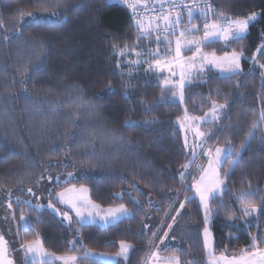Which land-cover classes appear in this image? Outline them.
<instances>
[{
    "label": "trees",
    "instance_id": "16d2710c",
    "mask_svg": "<svg viewBox=\"0 0 264 264\" xmlns=\"http://www.w3.org/2000/svg\"><path fill=\"white\" fill-rule=\"evenodd\" d=\"M213 1L216 20L221 14L242 18L251 12L261 14L260 19L241 41L210 43L204 48L219 56L243 50L242 74L221 78L209 72L204 82L185 89L182 105L149 76L128 73L120 49L127 45L129 52L148 51L165 42L150 37L137 42L131 14L115 0H0V199L7 200L11 193L17 221L28 225L19 227L20 242L39 238L49 252L81 258L84 251L117 256L120 241H127L133 250L126 263L118 264H141L162 224L164 228L170 224L166 216L172 210L171 217L177 211L180 215L171 226L169 253L180 249L181 264H208L198 201L184 202L182 210L178 207L185 201L178 173L188 152L177 124L185 109L198 117L212 101L231 103L225 126L217 133L218 143L228 147L227 140L239 151L264 110V69L254 67L239 89L253 66L251 57L264 44V0ZM37 3L44 7H36ZM258 62L264 64V55ZM147 108L153 110L147 112ZM129 120L135 123L126 125ZM262 137L264 126L256 131L234 170L235 153L227 156L222 167V173L232 171L223 196L229 210L220 209L219 201L211 205L217 256H237L252 245L253 238L264 239V214L242 215L237 202L239 192H251V205L264 209ZM69 172L77 177L72 183L88 188L91 200L103 209L123 203L132 215L105 228L81 226L75 218L69 226L48 208L17 203L39 204L27 189L47 196L51 185L47 180L36 181L46 174L55 177ZM65 186L72 184L61 182L55 192ZM188 193L190 198L192 192ZM57 207L63 209L60 204ZM73 241L79 243L75 251H69ZM78 264L103 263L80 259Z\"/></svg>",
    "mask_w": 264,
    "mask_h": 264
},
{
    "label": "snow or ice",
    "instance_id": "6c2138e0",
    "mask_svg": "<svg viewBox=\"0 0 264 264\" xmlns=\"http://www.w3.org/2000/svg\"><path fill=\"white\" fill-rule=\"evenodd\" d=\"M124 3L128 8L132 10V19L136 26V30L139 35L136 37L137 42L148 39L155 32V40L157 43L160 41L161 37V24H163V35L165 43L169 45L166 49V55L163 57L157 51L156 53L149 54L151 59L148 61V68L163 72L165 68L168 69L169 74L176 76L177 72L175 69H180L178 80L174 81V87L169 88L172 92L173 97H178L180 102L184 100L185 87L191 85L194 80H198L200 76L204 73L206 68L215 67L219 69L220 72L232 73L233 76H238L242 74L241 70V59L245 57L243 50L236 51H225L223 56H218L215 52H204L203 49L209 46L212 41L216 38H222L225 42L235 41L239 42L245 38L246 34L249 32V28L255 22L260 19L261 14L256 12H251L250 14L242 18H226L222 14L219 19L213 22L203 23V34L202 36L196 35L198 32V26L193 23V9H200L201 5L198 0H191L190 3H184V0H156V7L154 4L148 3V0H124ZM57 4H50L49 7H57ZM36 7H44V5L37 3ZM173 8L183 9L187 12L188 23L192 25L191 28H184L178 33L175 31L184 20L178 11L175 17L172 16L171 11ZM148 11H145V10ZM203 9L211 11V5L206 2L203 5ZM149 13H152L149 15ZM143 14V15H142ZM22 16L23 13H20ZM53 15H58L53 13ZM31 19H35L32 13H28ZM147 17V19H144ZM17 24L20 21L16 22ZM0 26H2V21H0ZM16 25L14 24L13 27ZM175 36V47L172 49V41L169 37ZM3 39H10L8 36H4ZM128 50V46L125 45L124 48L119 50V54L123 55L124 52ZM264 44H261L257 49V53L264 55ZM43 52V46L37 51V59ZM137 55L139 52L137 51ZM171 57V59H169ZM251 59L255 60L256 57L253 56ZM132 63L140 64V61H134ZM260 68L264 69V64H260ZM164 83L167 85L168 80ZM109 92L113 91L111 85H108ZM125 99H128L127 95ZM227 107V104H218L216 101L211 102L209 111L203 116L198 117H188L187 109H185V118L192 119L196 122L211 124L220 119V115L223 109ZM153 109L147 108L145 111L150 112ZM134 121H126V125L131 126ZM146 123H151L146 121ZM264 126V110L259 114L258 119L252 124V130L247 134V139L244 143L239 145V151L235 145L228 143V147H209V142L215 138L213 133L200 131L199 128L195 131L196 142L189 145L188 138L185 136L184 147L189 149V153L185 156V162L181 164V171L178 173L179 181L183 186L184 192L194 191V197L188 198L184 196L183 199L187 203H193L198 201V206L202 209L204 214V229H203V239L204 248L207 250L209 257V264H264V248L260 247L264 245V239L257 240L253 238L252 245L249 249L242 250L237 256H225L223 254L219 255V259L216 257L215 251V241L211 236L210 230L207 227L210 217L213 213L211 205L219 201V208L223 210H229L226 203L223 200V196L227 193L226 181L231 179V171L234 170L236 166L239 165L241 158V153L244 152L250 143L251 139L255 138L256 131ZM183 127V125H182ZM264 138V137H262ZM196 148L202 150V155L206 156L207 162L206 167L203 163H198ZM235 153V158L233 161V169L228 172H221V166L226 163L225 157L229 154ZM192 168V171L189 169ZM199 171V179H196L193 174ZM77 177L69 172L66 174V179L64 181L65 185L72 184L71 187L65 186L63 191L55 192L56 187H60V176L53 177L51 174H46L41 176L36 183L47 180L50 188L47 189V205L48 209L61 219V221H67L69 226H71L73 221V216L69 213L75 214L76 223L78 225H84L89 220L92 222L96 221L99 217L105 224L119 220L122 216H131L132 213L125 206V204L120 203L115 207H108L106 210L102 206L94 201H92L87 193L89 191L86 187L77 188L72 182L76 180ZM53 181L55 183L53 184ZM186 185V186H185ZM2 187V185H0ZM135 187V185H133ZM137 191H140L138 188ZM28 194L36 196L39 198V194L33 192L32 188L27 189ZM143 194V193H142ZM11 193H9V196ZM123 194H120L122 197ZM254 195L251 192L241 191L237 195V202L241 205V213L245 216H252L255 213L264 214V209L256 208L251 205V201L248 199L250 196ZM55 197V199H53ZM178 197L174 199H178ZM136 198L133 197V200ZM138 202V201H137ZM17 203L27 204L34 209H40L45 207L41 204H33L31 200L17 201ZM57 204L64 205V209L57 207ZM179 209L185 207L184 203L179 204ZM8 208H12V203L8 204ZM180 215V212H176V216ZM219 215V212L216 213ZM21 220L24 219L23 214L20 217ZM172 223L174 224L175 216L171 217ZM25 227L28 225L25 223ZM147 227V225H145ZM171 229V225H168ZM18 234V233H17ZM155 235V234H153ZM163 239L160 243L163 244L164 240L168 239V233H162ZM79 241H73V247L69 251H75V245ZM19 249L23 252L25 258L30 256V264H52V261H60L62 264H77L78 257L75 255H56L55 253L49 252L45 249L43 241L39 238L25 241L22 240L19 244ZM119 252L116 254L125 262L129 259V252L133 250V245L127 241H120ZM10 249L9 241L5 239V235L0 233V264H15V260L12 257V251ZM180 249L172 252L170 256L164 257L162 264H181V257L177 255ZM95 255L94 253L84 251L83 257L79 258L81 260H86L89 256ZM148 260L152 264H161V257L159 250H151L150 246V256Z\"/></svg>",
    "mask_w": 264,
    "mask_h": 264
},
{
    "label": "rangeland",
    "instance_id": "374dc122",
    "mask_svg": "<svg viewBox=\"0 0 264 264\" xmlns=\"http://www.w3.org/2000/svg\"><path fill=\"white\" fill-rule=\"evenodd\" d=\"M153 4H156V3H153ZM174 42H175V40H172L171 47H172L173 50H174V47H175V43ZM230 42H233V41H230ZM230 42H225L222 38H216L211 43H220V44L228 45ZM168 47H169V45L167 43H165V44H157L153 48L148 49V51H145L144 49L143 50L134 49L131 52H129L128 50H126L122 56L127 59L126 67H127L128 71H129L128 73L132 75V73L135 72V74H137V75L140 74V75H143V76L144 75L145 76H149V78L154 79V81H157L162 86L163 90H167V89H169L171 87H174L173 82L178 80L180 69H178V68L175 69V71L177 72V75L176 76H172V75L169 74V71H168L167 68H165V70L163 72H160V71L156 70L155 68H153V69H149L148 68V61L151 59L149 54L156 53L158 51L160 53V55L163 57L164 55H166V49H168ZM137 51L139 52V55H137ZM203 51L206 52V53L208 52L205 49H203ZM260 56H261V54L257 53L256 59L253 60V62H252L253 66H252L251 70L249 72H247L246 75L244 76L245 79H244L243 83L241 84V86L239 88L240 91H242L243 86L245 85L248 77L251 75V72H252L253 68L257 67V66H260L261 62H258ZM169 59H171V57H169ZM245 59H246V56L241 59V70H242V72H243L242 63H243V61H245ZM137 60L140 61L139 65H137L136 63H132V62L137 61ZM212 71L217 73L221 78H223V77H225V78L234 77L232 73L220 72L219 69H217L215 67H208V68H206L204 73L200 76V78L198 80H194L191 83V85L204 82L206 80L209 72H212ZM165 80L169 81V83L167 85L164 83ZM189 86L190 85L186 84L185 89L187 87H189ZM173 99L176 102L181 103L182 105H185L184 100H183V102H180L178 97H174ZM184 99H185V96H184ZM230 108H231V103L227 104V107L225 109H223V112L220 115V119L218 121H215V122L211 123V124H205V123L196 122V121H194L192 119H186L185 115H184L180 119V121L178 122L177 125H179V128L182 130L184 139H185V136H187L189 145H192L194 142H196L195 131H196L197 128H199L200 131L209 132V133H213L214 134L215 138L209 142V145H208L209 147H213V148L218 147V146L222 147L218 143L220 139H219V135H217V133L219 131L221 132V130L224 128L225 121L228 118L229 113H230ZM208 111L209 110H206L204 112V114L207 113ZM187 116L188 117H195V116L190 115L188 113H187ZM182 125H183V127H182ZM187 152L189 153V149H187ZM196 153H197L198 163H203L204 166L206 167V162H207L208 158L206 156L202 155V150L200 148H196ZM225 159H227V156L225 157ZM223 165L221 166V172H222ZM189 171H192V168H190ZM193 174L195 175L196 179H199V171L198 170L196 172H194ZM65 175L66 174L58 175V176L61 177L60 183L61 182L64 183V181L66 179ZM188 192H190V191H188ZM188 192H184L185 193L184 196H187L189 194ZM191 192H192V195H191L190 199L194 197V191H191ZM87 196L89 197V191L87 193ZM53 199H55V198H53ZM12 201L13 200L10 198V196L7 197V200H5L4 198L0 199V233H3L5 235V239H7L9 241L10 249H14L12 251V257L15 260V264H28V263L30 264V256L28 258H25L24 255H23V252L19 249L20 237L17 234L18 230H19V227L23 226V228H26L25 227V223L26 222L23 221V223H22L23 225H21L17 221L15 207L12 206L11 209L8 208V204L10 202L12 203ZM45 201L48 202L47 196L40 195L39 198H38V203L43 205V203ZM184 202L185 201H183L182 203H184ZM46 205H45V207L40 208L38 210L47 209ZM60 206H62L63 209L65 207L62 204H60ZM104 209L106 210V208H104ZM49 210H51V209H49ZM69 214L72 215L73 218L76 219L74 213L70 212ZM171 215H172V210L166 216L168 221H170ZM128 217H130V216H122V217H120L119 220H116L114 222H110V223H107V224H105L102 220H100L99 217H97L95 222H92V221L89 220L83 226L98 225V226H100L102 228H105L106 226L115 225L117 222L125 220ZM176 217L177 216H175V219H176ZM167 220H166V222H167ZM212 220H213V215H211L210 221H209L207 227L209 228L211 236L213 237V231H212V226H211L212 225ZM73 222L74 221H72V224H73ZM65 223L67 225H69L67 221H65ZM172 224L173 223H172V219H171L170 224H168V225L172 226ZM168 225L164 228V224H162V226L160 227L159 231L155 235L152 244L150 245L151 246V250H159L160 257H161V264H162V260H163L164 257H167V256L171 255L169 253L170 251H168L169 246L171 244V241L169 239H166V240H164L163 244L160 243V240L163 239L162 233L167 232L168 233V237H169V234H170L172 229H169ZM214 241H215V239H214ZM129 255H130V252H129ZM149 256H150V247H149L147 255L145 256V258L141 262V264H152V262L148 260ZM216 257H217V259H219V256L216 255ZM206 258L208 260L207 263L209 264V257H208L207 250H206ZM87 259H90V260H93V261L97 260V261H99V262H101L103 264H118L119 261L125 262L124 260H122L118 256L102 255V254H98V253H95V255L89 256ZM79 260L80 259L78 258V261ZM78 261H77V264H78ZM52 264H62V262L53 260ZM221 264H223V262H221Z\"/></svg>",
    "mask_w": 264,
    "mask_h": 264
},
{
    "label": "built area",
    "instance_id": "2783aa9c",
    "mask_svg": "<svg viewBox=\"0 0 264 264\" xmlns=\"http://www.w3.org/2000/svg\"><path fill=\"white\" fill-rule=\"evenodd\" d=\"M115 2L119 3L122 7H124L128 11V13L131 14V16H132V10L127 7V5L124 3V0H115ZM177 2H179V0H177ZM190 2H191V0H184V3H190ZM205 2L207 4L211 5V11L203 9V5H204ZM198 3L201 5V8L200 9H196V8L193 9V23H195L198 26V29H199L198 32L196 33V35L202 36V34H203V23L206 22V21L211 23L214 20H216V19H214V16H215L217 10L215 8L213 0H198ZM154 5H156V7L159 6L158 4H154ZM145 11H148V10L146 9ZM178 11L180 12L182 19L184 20V23L181 24L175 30L177 33L179 31L183 30L184 28H191L192 27V25L188 23V17H187L186 10L173 8L172 11H171L172 16L175 17L177 15ZM151 14L152 13H149V15H151ZM226 18H231V17H226ZM144 19H147V17H144ZM232 19H236V18L232 17ZM132 21H133V19H132ZM133 24H134V22H133ZM162 30H163V24H161L160 42H162V41L165 42ZM150 38H154L155 39V32L153 33V35ZM169 39L175 40L176 37L175 36H171V37H169ZM260 247L264 248V245H261ZM249 248H246V249H249Z\"/></svg>",
    "mask_w": 264,
    "mask_h": 264
}]
</instances>
